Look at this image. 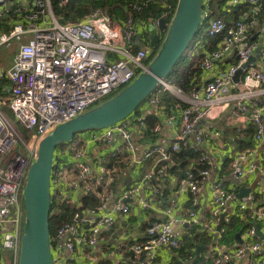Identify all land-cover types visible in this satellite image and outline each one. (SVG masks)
<instances>
[{
  "label": "built area",
  "instance_id": "1",
  "mask_svg": "<svg viewBox=\"0 0 264 264\" xmlns=\"http://www.w3.org/2000/svg\"><path fill=\"white\" fill-rule=\"evenodd\" d=\"M65 1L61 0L62 4ZM174 1L177 0H131L122 23L112 20L101 10H95L76 22L60 24L51 10L50 0H0V21L10 18L12 24L8 32L0 33V47L17 44L11 65L4 72L0 71V76H5L11 86L9 110L22 128L33 133L28 144L23 142L17 130L0 111V264H3V252L10 253L12 264H18L24 218L22 192L30 166L37 157L40 140L57 125L102 103L146 70L154 54L148 47L149 38H142V32H147L148 25L156 28L159 18H149L148 24L141 23L143 30L138 28L136 18L144 9L156 5L162 10L158 16L164 20L173 14ZM262 1L234 0V3L258 6ZM210 4L211 0H203L205 17L208 18L204 32L208 38L218 39V43L214 49L203 54L199 61L198 68L206 75L205 82L202 81L188 93L165 82L145 101L155 113L164 108L160 90L167 92L175 102L169 113L165 112L164 120L153 126V133L174 126L172 112L179 114L181 122L174 144L154 145L144 153L145 157L154 154L158 164L166 163L172 153L179 151V143L189 137L193 138L192 149L200 151L199 147L206 137L204 127L199 126L200 122L214 119L224 112H229L230 125L253 124V140L264 146V71L260 66L261 62L264 63V14L259 31L254 32L244 22L248 20L247 14L237 20H225L213 15ZM259 38L261 44H258ZM258 46L261 47V62L249 65L243 70L239 83H234L236 71L254 56ZM227 59L231 63L223 69L217 68ZM250 109L253 111L250 112ZM141 115H133L111 128L77 135L65 145L63 152L77 172L75 178L67 182L72 191L85 195L97 184V178L87 162L88 146L106 145L118 135L131 151L132 126L145 129L144 117ZM15 145H18V149L12 151ZM245 158L240 156L241 160ZM200 161L205 168L184 173L185 184L193 195L199 192L201 184L208 178V168L212 164L209 155L201 151ZM57 165L54 159L51 190L53 184L60 183L57 194L52 190L55 202L63 196L60 193L61 171L56 168ZM163 171V168L157 170L160 175ZM255 171L264 174L258 164L249 163L245 168L234 166L231 175L243 177ZM101 172H105L103 166ZM221 185L217 184L213 190L216 210L212 216L217 221L219 212L234 198V194ZM156 191H153V195ZM135 192L133 189L128 190L123 199H128ZM111 194L101 196L99 206L87 209L91 218L86 221L90 226L85 232L76 236L72 234L73 224L82 221L78 211L71 222L63 223L55 231L51 241L61 242L65 239L70 260L76 258L77 242L95 246L99 234L114 223L116 218L108 206ZM253 201L254 197L250 193L239 200L238 208H252ZM69 205L74 206L75 200L69 199ZM140 205L143 209L150 207L149 202L142 200ZM114 208L120 209L123 214L128 212L123 204L115 205ZM196 215L194 211L189 212L182 224L188 228L198 226ZM252 218L264 222V210L252 209ZM176 223L178 220L174 218L151 223L146 229V239L131 245L128 253L136 259L147 255L146 262L142 259L139 264H150L155 262L160 248L178 249L179 240L173 233ZM251 234L254 235L253 228ZM261 251L260 243H254L238 248L233 257L241 259L247 254L256 257ZM226 259L228 256L222 255L211 264H223Z\"/></svg>",
  "mask_w": 264,
  "mask_h": 264
},
{
  "label": "crops",
  "instance_id": "2",
  "mask_svg": "<svg viewBox=\"0 0 264 264\" xmlns=\"http://www.w3.org/2000/svg\"><path fill=\"white\" fill-rule=\"evenodd\" d=\"M262 3L264 2H260L251 14H247L248 20H250L247 25L254 32H258L260 28V21L263 16L259 13V9ZM237 5H235L234 0H226L221 7L223 12L227 14L224 17L225 20H234L230 14L235 11ZM149 18L151 17H148L147 20ZM10 25L12 27L10 18H4L3 21H0V33L6 32L5 30ZM150 26L148 25L147 32H142V38H149L148 28ZM138 28L143 30L142 24H138ZM159 35L162 36L161 33ZM201 42H198L195 50L189 52V58L197 52L196 55L199 53L203 55L208 52L207 47H201ZM260 42L261 39L258 44ZM13 56L11 58L0 57L2 60V62L0 60L1 72L9 68ZM229 63L231 60L227 59L222 64H218L217 68L223 69ZM260 66L264 71V63H261ZM196 78L202 83V81L205 82L206 75L199 71ZM0 87L3 88L0 93V101L8 102L11 97V90H9L10 84L5 76H0ZM162 92L160 90L161 95ZM169 110L164 105L161 112L155 113L144 102L141 106V116H152L157 119V122H162ZM251 111L253 110L250 109ZM172 115L174 116V126L159 133L152 131L145 133V129L132 126L131 151L127 148L126 142L118 135L106 145L91 144L88 146L87 162L97 178V183L104 180L108 186L112 183V180H109L112 176L110 174L111 172L114 173L113 182L115 186L110 191L103 193L102 196L106 193H112L108 206L109 211L114 214L116 219L110 226L111 234L107 233L110 227L104 229L99 234L95 246L90 247L87 244L77 242L75 260H70L68 252L60 241L52 242L53 264H139L142 259L146 262L147 255H142L136 259L128 253L129 247L146 239V229L151 223L165 221L169 218L178 220V223L173 227V233L179 240V244L184 247L180 251L183 256L180 257L178 249L164 247L158 250L155 262L150 264H177L179 262L181 264H211L215 258L222 255L228 256L223 264H264V240L251 234L252 223H256L258 229L264 234V222L252 218V209L264 210V174L255 171L253 174L243 177L231 175L234 166L245 168L249 163L258 164L264 171V146L253 140L254 125L236 124L239 127L233 130L232 128L236 125L228 123L229 112H224L214 119L205 121L208 126H202L206 131V137L199 150L209 155L212 164L208 168V178L201 184L199 192L193 195L185 184L184 173L187 170H196L194 169L197 164L196 160L188 158L184 160L186 164L182 167L183 161L174 162L172 156L166 163L161 164L156 162L157 157L154 154L144 156L146 150L154 145L170 146L176 142L181 122L177 112H172ZM180 144L192 149L193 138L184 139L179 143V147ZM63 151L56 153L54 158L58 163L56 168L61 171L60 193L63 194L57 204L63 202L69 204L71 198L75 200L74 207L76 209L78 207L77 211L82 215V221L73 224L74 231L72 234L75 233L74 236H76L89 228L90 223L87 224L86 221L91 217L86 212L88 207L80 208V199L84 195L72 191L67 186V182L75 178L76 169L70 164V158L66 157ZM242 155L246 158L241 160L240 156ZM113 160H119L116 162L122 167L109 169L108 165ZM102 166L105 168L104 173L101 172ZM160 168L164 169L161 175L157 172ZM150 175H155L156 182L150 181L151 178L148 179ZM217 184H222L223 189L234 194L233 200L221 211L226 213V217L220 232L216 230L220 223L219 218L217 221L212 216L216 210L213 202V190ZM58 185L60 183L52 185L55 194H57ZM241 187L251 188V195L254 197L253 207L247 210L238 208L239 200L236 198V194ZM131 189L136 190V192L128 197L130 201L124 204L128 212L123 214L120 209H115L114 206L122 205L124 194ZM155 189L157 191L153 195ZM140 200L149 202L150 207L143 209ZM191 211L197 214L199 225L188 228L182 224V221L187 218ZM232 218L235 219L234 227L224 238L226 224ZM238 239L242 241L241 245ZM254 243H260L262 248L260 255L255 257L247 254L241 259L233 257L238 248ZM196 246L199 248L197 255H195ZM110 259H114V261ZM10 264L12 263L10 262Z\"/></svg>",
  "mask_w": 264,
  "mask_h": 264
},
{
  "label": "water",
  "instance_id": "3",
  "mask_svg": "<svg viewBox=\"0 0 264 264\" xmlns=\"http://www.w3.org/2000/svg\"><path fill=\"white\" fill-rule=\"evenodd\" d=\"M202 8L203 0H177L168 24L157 16L158 26L148 28L150 40L148 47L152 49L154 55L146 70L140 72L130 84L111 98L57 125L40 140L37 157L30 166L22 192L24 218L18 264H53L49 213L53 199L51 177L58 147L62 144L66 145L77 135L111 128L130 118L137 108L165 83L164 80L173 66L185 53L202 23ZM159 33L163 34V38ZM260 52L261 47L258 46L254 56L236 71L233 77L234 83H239L243 70L249 65L261 62ZM200 125L208 126L206 122H200ZM236 127L239 125L232 129ZM150 181L156 182L155 175ZM250 193H252L251 188L241 187L236 198L240 200ZM129 201V199H123L122 204ZM225 217V212H219L220 223L216 227L217 232H220ZM252 226L254 236L264 240V234L258 229L256 223H252ZM107 233L111 234V227ZM236 237L239 238L238 235ZM238 240L239 244H242V241ZM64 242L65 239L61 241V244L65 247ZM195 248V255H197L199 248L197 246ZM110 260L114 261V259Z\"/></svg>",
  "mask_w": 264,
  "mask_h": 264
},
{
  "label": "trees",
  "instance_id": "4",
  "mask_svg": "<svg viewBox=\"0 0 264 264\" xmlns=\"http://www.w3.org/2000/svg\"><path fill=\"white\" fill-rule=\"evenodd\" d=\"M130 1L131 0H102V1L101 0H66L65 3L62 4L61 0H50V4H51V10L58 22L59 21L60 22L62 21L64 23L76 22L80 20L82 17L94 12L95 10H101L106 15H108L112 20L122 22L125 19L126 7ZM225 2L226 0H211L210 7L212 9L213 15L220 16L222 18L226 17L227 14L224 13L223 10L221 9L222 5ZM172 4H173V9H174L176 1H174ZM256 7L258 6L252 7L247 4L237 5L235 8V11L230 14V17L234 20H237L238 17H241L245 14H251L255 10ZM173 9H172V12H173ZM205 10L206 8L203 5L202 23L199 29L197 30L192 41L189 43L185 53L176 62V64L171 69L169 75L164 80V82L168 84H174L178 86L185 93H188L192 88L200 84V81H198L199 79L196 78L200 71L197 65V61L199 62L203 55L201 53L196 55L198 53L197 52L196 54H194L192 57L189 58L190 49L193 48V50H195L198 42L199 41L201 42L203 40L201 42V47L205 46L207 47L208 51H211L212 49L216 47L218 43V39L208 38V36L204 32L206 25H207V21H208V18L205 17ZM161 12L162 10L156 5L151 6L148 9H144V11L137 16L136 23L137 24L146 23L148 17L156 18L158 15H161ZM259 13H261V15L263 16L264 3H262L261 5L259 9ZM171 17L172 15H169L166 19H164L166 24L169 23ZM10 28H11V25L5 31L8 32ZM194 60H196V62H194ZM186 61H188V64L187 66L184 67ZM1 90L3 91L2 87H0V93H1ZM119 91H117L116 93H118ZM162 93H163L162 95L160 94L162 103L166 105L169 109L171 107L173 108L175 104L174 99L170 97L167 92L163 91ZM115 94L111 95L107 99L111 98ZM141 106L142 104L137 108V110L133 113V115L142 114ZM143 122L145 124L144 132L149 133L150 131H152L153 126L157 123V119H154L152 116H145L143 118ZM249 132H251L250 129H249ZM180 148L181 149H179L178 152L171 154L174 162L183 161V164L181 166L184 167L186 164V162L184 163V160L191 158V159L196 160L197 162L196 166L194 167V169L196 170H193L194 172H196L199 169L205 168V166L200 161V151H194L193 149H190V147L184 146L182 144H180ZM58 149L60 151L64 150L65 144L60 145ZM116 161H119V160H113L111 164L108 165V168L112 170V167L113 168L122 167L120 164H117ZM110 175H112L109 179L110 181L112 180L111 184L107 186V183H105L104 180H101L96 184V186L92 189L90 193L85 194L84 196L81 197L80 199L81 209H84L86 207L93 208L101 204V196L103 195V193L110 191L111 188L115 186L113 182L114 173L111 172ZM53 203L54 202L52 199L51 209L49 213L50 237L52 238L55 235V231L63 223L71 222L75 212L78 210L76 209V207L71 206L69 204H65L64 202L61 204H57V202H55L54 205ZM53 208H57L58 212L57 214L51 215ZM234 224H235V219L233 218L230 219L229 222L226 224V231H225L224 238L226 237V235L230 233V231H232ZM183 248L184 247L180 245L178 248V252H180L181 249ZM179 255L180 257L183 256L182 252H180ZM177 264H181V262Z\"/></svg>",
  "mask_w": 264,
  "mask_h": 264
},
{
  "label": "rangeland",
  "instance_id": "5",
  "mask_svg": "<svg viewBox=\"0 0 264 264\" xmlns=\"http://www.w3.org/2000/svg\"><path fill=\"white\" fill-rule=\"evenodd\" d=\"M102 1V0H101ZM123 20V19H122ZM124 21V20H123ZM122 21V22H123ZM148 21V20H147ZM146 21V22H147ZM121 22V23H122ZM59 23L60 24H63L64 22H60L59 21ZM148 23V22H147ZM144 30H145V26H144ZM162 38H163V35H162ZM16 44L15 43H12L10 46H1L0 47V57L1 58H11L13 55H14V53H16L15 52V50H16ZM193 50V48L192 49H190V51L189 52H191ZM1 60V59H0ZM1 62H2V60H1ZM187 64H188V61H186V63H185V65H184V67L185 66H187ZM1 102H3V103H1ZM94 106H96V105H93V106H91V107H89V108H87L86 110H88V109H90V108H92V107H94ZM0 111H1V113L7 118V120L9 121V123L12 125V126H14V128L17 130V132L19 133V135H20V137H21V139H22V141L23 142H25V143H27L28 144V142H30V139H31V136L33 135V133L30 131V130H26V129H24V128H22L20 125H19V123L16 121V119H15V117H14V115H13V113L11 112V110H9V103L8 102H5V101H0ZM128 120V118L125 120V121H127ZM20 146H21V144H19ZM20 148H22V146L20 147ZM17 149H18V145H15L14 147H13V150L12 151H17ZM53 202L55 203V200H54V198H53ZM54 203H53V205H54ZM57 208H53V210H52V213H51V215H53V214H57ZM23 215H24V211H23ZM8 226L10 227L11 225L10 224H8ZM2 262H3V264H10V253H8V252H3V255H2Z\"/></svg>",
  "mask_w": 264,
  "mask_h": 264
}]
</instances>
